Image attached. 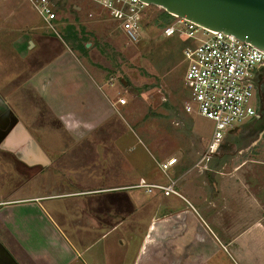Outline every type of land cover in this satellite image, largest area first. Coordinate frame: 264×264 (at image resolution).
I'll use <instances>...</instances> for the list:
<instances>
[{"label": "crops", "instance_id": "1", "mask_svg": "<svg viewBox=\"0 0 264 264\" xmlns=\"http://www.w3.org/2000/svg\"><path fill=\"white\" fill-rule=\"evenodd\" d=\"M10 2L0 0V10ZM15 15L14 8L0 14V34L15 32ZM26 39L19 47L23 55L29 43L30 49H36ZM28 83L42 96L69 145L61 153L45 152L46 163L37 162L33 168L38 180H54L39 195L0 201V207H6L0 210V223L12 239L10 248L27 259L20 258V264H205L207 251L220 250L216 241L246 264H264V183L258 184L254 177L242 190L229 184L219 189L216 182L205 204L186 189L183 179L192 173L190 168L174 180L185 206L172 207L159 199L161 193L156 197L138 188L162 183L150 179L148 159L144 162L143 154L135 153L138 144L132 142V134L117 125L115 115L121 116L126 106L117 104L118 97L108 98L109 83L100 82L70 54L38 67ZM104 132L110 140L101 139ZM2 143L6 146L8 141ZM41 145L54 150L62 147L54 141ZM210 163L211 170L205 168V172L223 174L217 167L226 166L225 159L217 155L202 159L199 167ZM253 163L264 167V162ZM128 164L140 172L128 176ZM259 174L263 182L264 170ZM205 176L210 178L208 173ZM218 203L222 209L217 211ZM27 224H38L39 236ZM26 241L33 248L29 250ZM1 261L6 264L4 257Z\"/></svg>", "mask_w": 264, "mask_h": 264}, {"label": "rangeland", "instance_id": "2", "mask_svg": "<svg viewBox=\"0 0 264 264\" xmlns=\"http://www.w3.org/2000/svg\"><path fill=\"white\" fill-rule=\"evenodd\" d=\"M11 1L9 6H2L0 10L4 14L8 8L16 10L15 25L12 27L15 32L0 34V201L32 198L54 182L51 179L38 180L35 178L37 170L33 168L38 165L37 162L46 163L45 152L51 154L65 151L69 139L60 131L59 125L54 123L55 119L51 118L44 106L42 96L35 94L28 81L32 75L37 74L41 65H48L63 54H70L86 66L96 79L111 85V90L105 89L109 99L115 96L129 101L121 116L115 115L116 122L132 134V142L138 144L135 153L141 152L144 162L148 159L150 166L146 168L150 179H156L162 183L159 185L166 186L191 168L192 173L183 179L186 181V189L208 204L214 192L210 178L205 176L211 173L205 172V168L211 170V163L208 167L204 164L199 167V162H202L214 126L211 121L198 116L184 85L186 63L183 52L190 42L177 37H164L162 27L151 22L154 14L159 15L163 10L152 7L146 9L148 23L143 28L141 42L135 45L128 42L125 32L115 21L83 0H65L67 3L64 5L56 1L61 22L55 24V32L45 25L28 0ZM73 5L82 6L83 10L74 13L71 9ZM68 26L74 27L81 43L90 45L86 54L75 48L72 41H65ZM25 39H31L36 49H30L32 45L29 43L30 50L26 49L23 55L19 47ZM129 92L137 97L133 99ZM253 106L257 107L255 98ZM251 120H247L244 125ZM246 130L242 134H231L217 155L225 159L226 164L217 167V171L223 172L222 175H216L219 189L221 185L229 184L246 190V181L254 177L258 184L264 183L261 182V176L258 177L264 167L253 163L264 162V137L262 139L261 133ZM100 136L102 140H110L105 132ZM3 141H8L6 146H1ZM17 141H22V144H11ZM53 141L62 147L54 150L41 145ZM256 143L258 145L253 147ZM170 157H177L179 164L164 171L161 164ZM135 172H140V169L134 165L126 170L128 176ZM175 189L183 193L178 185ZM153 193L152 196L156 197L161 193L159 199L172 207L185 206L176 195L165 198L159 190H153ZM220 209L222 205L218 203L216 210ZM0 210L4 211L6 207H0ZM4 225L0 223V264H5L1 261L2 257L6 264L9 260L20 264V258L26 259L25 254L19 253L18 249L12 251V239ZM27 225L39 236L38 224ZM216 242L220 250H216V253L207 251L205 264H246L228 247L224 248ZM26 244L29 250L33 248L30 242L26 241Z\"/></svg>", "mask_w": 264, "mask_h": 264}, {"label": "built area", "instance_id": "3", "mask_svg": "<svg viewBox=\"0 0 264 264\" xmlns=\"http://www.w3.org/2000/svg\"><path fill=\"white\" fill-rule=\"evenodd\" d=\"M58 0H28L31 7L43 19L45 25L55 32L54 26L61 22L57 9ZM62 3L65 0H59ZM87 5L100 9L115 21L125 32L128 42L139 44L142 32L148 22L146 9L148 5L141 0H83ZM78 12L82 6L74 5ZM90 17H93L90 15ZM166 38H181L190 44L184 48L185 76L191 103L198 116L213 123L211 139L207 144L202 159L209 161L221 151L226 135L256 116L257 107L253 106L254 75L264 67V51L249 43L222 32L202 28L185 19L173 17L162 28ZM133 99L136 95L129 92ZM164 98V102H166ZM126 98H118L117 104L126 106ZM178 164L172 157L161 164L164 171ZM138 188L148 193L153 190L163 192L166 197L181 196L176 191V182L169 185H145Z\"/></svg>", "mask_w": 264, "mask_h": 264}, {"label": "water", "instance_id": "4", "mask_svg": "<svg viewBox=\"0 0 264 264\" xmlns=\"http://www.w3.org/2000/svg\"><path fill=\"white\" fill-rule=\"evenodd\" d=\"M141 1L172 17L185 19L210 31L231 35L264 51V0ZM238 131L240 128L231 134Z\"/></svg>", "mask_w": 264, "mask_h": 264}, {"label": "flooded vegetation", "instance_id": "5", "mask_svg": "<svg viewBox=\"0 0 264 264\" xmlns=\"http://www.w3.org/2000/svg\"><path fill=\"white\" fill-rule=\"evenodd\" d=\"M254 98L257 104L256 116L246 125L241 127L239 134L245 132L261 133L264 137V67L255 72L254 75Z\"/></svg>", "mask_w": 264, "mask_h": 264}, {"label": "trees", "instance_id": "6", "mask_svg": "<svg viewBox=\"0 0 264 264\" xmlns=\"http://www.w3.org/2000/svg\"><path fill=\"white\" fill-rule=\"evenodd\" d=\"M61 2V5H64L65 3H67V2H64V3H62V1H60ZM60 5V6H61ZM59 6V7H60ZM74 5L72 6V10H73V12L74 13H79L77 10H75L74 8ZM153 8H155V7H152V9ZM154 13V12H153ZM152 13V14H153ZM150 15H151V13H150ZM155 16H154V18H152V23H154V24H159L160 25V27H164L165 25H167V24H169L172 20H173V17L172 16H170V15H168L165 11H162L159 15H157V14H154ZM146 25V24H145ZM66 31H67V35L65 34V41L68 43V41L70 42V41H72L73 42V44H74V47L75 48H77L78 50H80V51H82L84 54H86L87 53V45H88V43H81L80 42V40H79V38L77 37V34H76V32H75V29H74V27L73 26H68L67 28H66ZM209 172V171H208ZM209 173H211V172H209ZM215 178H216V175L214 174V173H211L210 174V180H211V182H212V189H213V191H215L216 190V185H214V183H216V181H215Z\"/></svg>", "mask_w": 264, "mask_h": 264}]
</instances>
